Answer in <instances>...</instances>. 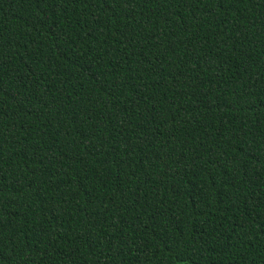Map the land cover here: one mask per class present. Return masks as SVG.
Instances as JSON below:
<instances>
[{
  "label": "trees",
  "instance_id": "1",
  "mask_svg": "<svg viewBox=\"0 0 264 264\" xmlns=\"http://www.w3.org/2000/svg\"><path fill=\"white\" fill-rule=\"evenodd\" d=\"M0 264H264V0H0Z\"/></svg>",
  "mask_w": 264,
  "mask_h": 264
}]
</instances>
